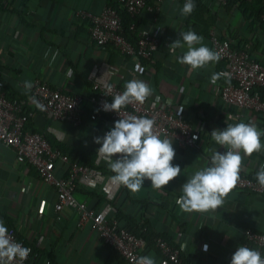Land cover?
Instances as JSON below:
<instances>
[{"label":"crops","instance_id":"obj_1","mask_svg":"<svg viewBox=\"0 0 264 264\" xmlns=\"http://www.w3.org/2000/svg\"><path fill=\"white\" fill-rule=\"evenodd\" d=\"M109 1L0 0V73L8 85V95L27 100V128L44 132L47 137L80 150L98 152L101 145L96 144L94 138L103 137L114 127L116 120L97 111L89 101L85 102L80 124L52 120L29 100L24 81L33 83L36 78H41L64 91L88 95L92 92L95 77L122 87L132 79H139L151 86L152 97H162L171 102L174 110L184 113L200 133H205L212 148L223 149L210 135L215 129L225 128L227 112L233 110L214 92L217 82H210L220 63H210L192 71L177 62V56L169 52L168 45L180 38V32L188 30L202 36L210 49L213 31L249 41L254 26L248 23V14L237 4L227 12L219 0H205L209 12L199 15L195 12L184 17L180 14L181 0H160L155 18L148 12L140 14L141 25L148 29L159 27L161 44L154 54L155 61L150 62L138 55L122 54L113 45L101 46L89 39V20L80 14L81 11L98 13ZM6 2H9L8 6H5ZM251 50L255 52L256 47ZM182 51L186 48L178 49L177 55ZM57 52L52 61L53 53ZM261 54L264 56V50ZM245 123L264 130V125L259 124L253 115ZM169 139L176 153L172 163L180 166L181 173L163 189H154L151 182L145 180L137 193L115 185L111 199H107L99 187L78 189L75 195L93 207L108 202L116 210L133 214L138 222L143 221L144 214L148 215L158 230L172 237L181 249L183 261L188 264H228L227 257L241 240L245 226L264 233V195L233 189L215 212H182L177 204L182 185L196 170L203 168L205 157L199 148L183 147ZM261 142L264 143V136ZM70 152L80 159L81 154L74 148ZM96 163L108 167L99 153ZM262 165L264 150L250 157L244 156L241 168L250 172ZM66 169L65 163L57 162L58 176L66 175ZM104 175L107 180L113 173ZM56 200L54 188L44 182L35 169L19 162L15 150L0 141V219L4 224L21 219L15 223L20 238L42 250L41 254L47 255L46 252L51 251L58 264H128L111 251L91 222L78 227L77 213L73 209L65 210V221H57L54 217ZM141 201H149L145 209ZM205 244L207 251L203 250ZM150 254L159 264L161 255L154 251Z\"/></svg>","mask_w":264,"mask_h":264},{"label":"built area","instance_id":"obj_2","mask_svg":"<svg viewBox=\"0 0 264 264\" xmlns=\"http://www.w3.org/2000/svg\"><path fill=\"white\" fill-rule=\"evenodd\" d=\"M159 1L119 0L121 7L131 15L148 12L153 18L159 10ZM219 1L224 9L229 0ZM8 5L9 2H6L5 6ZM80 14L89 20L88 37L96 44L113 45L122 54L138 55L150 62L155 61L154 54L161 44L159 27L148 29L141 23L132 21L129 29L137 35V41L134 42L127 35L123 15L118 6L108 4L98 13L85 10ZM247 19L250 23V18ZM261 23L264 24V10L260 14V23H255L254 31L249 33V41H244L239 36L222 38L214 31L210 35L211 49L217 51L221 56L220 61L224 62L217 72L226 73L230 77L229 83L226 82L227 77L221 76L214 90L220 99L233 107V110L226 112L235 122L232 121L233 119H226L225 124L245 123L247 119L250 120V115H253L259 124L264 125V61L262 60L264 56L261 54L264 50V29ZM258 40L260 48L253 52L251 47ZM107 84L113 86L111 93L105 87ZM4 86L0 73V141L15 150L16 159L19 162L26 163L35 169L40 178L54 188L57 194V200L54 203L55 219L65 221V210L73 209L77 213V226L83 227L87 222H91L100 238L107 245L112 246L128 264H134L135 258L139 256L150 255L149 252H144L145 238L129 230L128 221L118 217L117 210L110 203L107 202L100 208H96L75 195L81 187L86 189L99 187L105 197L111 199L114 196L115 185L111 183L110 178L105 180L101 170L81 163L79 156L74 152H64L59 146L52 145L44 132L30 131L27 128L29 119L27 100L17 96L10 98ZM123 91L124 87L100 77L94 78L92 92L88 95L64 91L60 87L51 86L41 78H36L33 81V88L29 91V97H35L45 106L44 111L37 109L48 118L74 124H80L83 121L86 101H89L102 114H107L116 121L126 115L153 118L156 121L154 130L161 139L172 138L180 146L199 148L205 157L203 167L209 165L211 156L209 150L214 148L208 137L205 133H200L184 113L174 110L171 102L162 97L150 96L144 104H130L121 109L120 115L116 111H104L103 102L111 103L112 98ZM29 100L32 102L30 98ZM215 150L218 149L215 148ZM218 151L223 152L225 149L220 148ZM58 161L67 165L66 175L56 174ZM242 170L245 169L241 168L240 178L234 189L264 195V187L258 184L256 178L244 174ZM17 222H21V219L17 218L15 223ZM6 227L14 242L31 249L28 258L22 264H51V258L45 254L40 253L37 259H32L33 245L19 237L16 224ZM157 244L162 253L159 264H184L181 249L178 246L162 237L157 238ZM239 246H247L261 252L264 256V233L252 226H245L241 240L227 257L228 264H231L232 255ZM15 264H21V262L17 260Z\"/></svg>","mask_w":264,"mask_h":264},{"label":"clouds","instance_id":"obj_3","mask_svg":"<svg viewBox=\"0 0 264 264\" xmlns=\"http://www.w3.org/2000/svg\"><path fill=\"white\" fill-rule=\"evenodd\" d=\"M195 7L194 0H185L180 10L181 16L191 15ZM179 37L168 45L169 52L177 56L178 63L196 71L220 61V54L206 46L203 37L195 31H182ZM185 48L186 51L177 55L178 49ZM47 55L45 53L46 57ZM56 55L58 52L53 53L52 61ZM221 76L227 77L226 82L230 83V77L226 73H213L210 82L216 84ZM23 87L27 93L33 88V83L26 80ZM105 87L111 93L113 86L107 84ZM152 93L153 90L147 82L132 79L125 83L124 91L116 94L111 103L103 102L102 108L104 111H116L120 115L121 109L130 104H144ZM29 98L39 110H45V106L35 97ZM226 119L232 120L233 117L229 114ZM155 124L153 118L126 115L115 121L114 127L103 137L94 138V142L101 145L97 153L104 157L113 173L110 177L112 184L124 186L130 192L137 193L145 180H148L154 189L161 190L180 175V166L172 163L176 155L172 140L161 139L154 130ZM210 135L225 151L210 149L209 165L196 170L182 185V195L177 204L184 213L215 212L236 187L244 156L250 157L253 153L264 150V143L261 142L264 130L258 129L252 123H227L225 128L215 129ZM256 180L264 187V165L257 171ZM207 248L205 244L203 250L207 251ZM30 252V248L13 241L8 228L0 220V264H15L17 260L22 264ZM134 264H156V259L151 254L142 255L135 258ZM231 264H264V256L257 250L239 246L232 255Z\"/></svg>","mask_w":264,"mask_h":264},{"label":"trees","instance_id":"obj_4","mask_svg":"<svg viewBox=\"0 0 264 264\" xmlns=\"http://www.w3.org/2000/svg\"><path fill=\"white\" fill-rule=\"evenodd\" d=\"M182 3L184 4L185 1H182ZM194 3L196 5V7H195L194 11L192 12V14H194L195 12H198V15H199V14H202L204 11L205 12L210 11V7L208 6V4L206 3L205 0H194ZM108 4L118 6L121 9V12L123 15V22H124V26H125L127 35L129 36V38L132 41L136 42L137 41V35L134 31L129 29V24L132 21H135L137 24L141 23L142 19H141L140 15H135V16L131 15L125 8L121 7L119 0H110ZM236 4L246 14H248V18H250V20H251L250 21L251 25H254L255 23H260V14L264 10V0H229L228 3L224 6V9L228 12V10H230L231 7L233 5H236ZM261 26L264 29L263 23H261ZM220 36L222 38H224L227 36H232V34H229V35L224 34V35H220ZM244 41H246V40L244 39ZM254 45L255 46H253V47H256V49H259L260 48L259 40ZM219 63H220L219 67L224 65L223 61H219ZM1 78L3 79L2 75H1ZM4 83H5V81H4ZM7 86L8 85L5 83L4 88L6 91H8ZM9 97L13 98L11 95ZM96 110L99 111L98 109H96ZM104 115L106 117H108L109 119L114 120L109 115H107V114H104ZM28 121H29V119H28ZM27 126H28V122H27ZM48 139L52 143V145L59 146L60 149L64 152H69L70 150H73V148H74L76 150V152L81 154L80 159H79L81 163L89 164L93 168L101 170L103 173H107V172L112 173L108 167L103 166V165H99L96 163V158H97V152L96 151H94V150H80L76 147L66 145V144L62 143L61 141L54 140L51 137H48ZM259 169L260 168H257V169L255 168L254 170H252L250 172L246 171V170H242V172L244 174H248V175L256 178V173ZM79 189H86V188L81 187ZM141 202H142V208L145 209L149 201H141ZM96 208H100V206L96 207ZM116 213H117L118 217H121V218H123L122 216L125 217L124 219H126L128 221V229L129 230H131L134 233H136L137 235H141L145 238L146 246H145L144 252L150 253V251H154L157 255H161L162 254L161 250L157 244V238H159V237H162V238L168 240L169 242L173 243L174 245H176L174 243V241L172 240V237L168 233L163 232L161 230H158L153 225V223H152V221L148 215L144 214L143 221L138 222L136 217L133 214L125 213L119 209L117 210ZM14 225H15V222H13L12 220H9L8 223H5V226H8V227L14 226ZM108 247L111 249V251L113 253L118 254L117 251L112 246L108 245ZM41 252H42V250H40L38 247L33 246L32 259H34V260L37 259ZM46 253L51 258V264H58L55 261L54 255L51 251H48ZM184 262H185V264H188L185 260H184Z\"/></svg>","mask_w":264,"mask_h":264}]
</instances>
